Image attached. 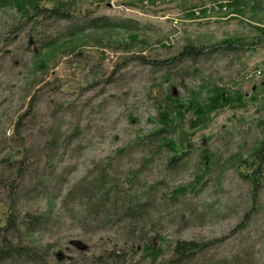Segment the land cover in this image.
<instances>
[{"label":"rangeland","instance_id":"rangeland-1","mask_svg":"<svg viewBox=\"0 0 264 264\" xmlns=\"http://www.w3.org/2000/svg\"><path fill=\"white\" fill-rule=\"evenodd\" d=\"M26 1L19 5L30 8ZM19 5L0 2V162L22 142L33 163L42 162L41 143L56 135L63 146L57 159L62 177L51 190L58 197L61 188L64 195L94 164L136 136L158 126L175 128L171 136L189 140L193 155L175 173H164L157 158L141 170L140 182L147 187L162 179L158 190L167 192V199L175 189L186 193L174 203L166 200L149 222L147 228L158 227L162 239L155 246L160 251L133 258L129 253L124 264H165L180 239L214 243L188 264H264V187L253 201L249 184L236 171L239 160L264 136V46L256 43L264 40V0H74L76 12L129 19L134 28L88 29L71 37L60 33L64 21L37 23L36 18L21 27L27 10ZM54 38L58 41L45 44ZM224 39L257 47L200 61L196 79L169 80L141 59L120 61L131 54L165 59L188 43ZM210 84L233 96L244 93L247 101L239 105L234 99L194 127L190 101L206 103ZM165 106L180 111L176 116L174 109L166 124L159 120ZM203 145L213 160L204 168L197 163ZM138 153L116 158L117 166L140 168ZM4 203L0 184V213ZM20 204L40 210L47 202L31 198ZM39 238L54 242L49 264H99L97 257L114 246L128 250L124 233L115 226L100 228L66 217L57 233Z\"/></svg>","mask_w":264,"mask_h":264},{"label":"trees","instance_id":"trees-1","mask_svg":"<svg viewBox=\"0 0 264 264\" xmlns=\"http://www.w3.org/2000/svg\"><path fill=\"white\" fill-rule=\"evenodd\" d=\"M49 1L51 5H41L39 0H27L30 5V8H27L24 3L19 5L20 0H13L27 10L26 18L20 26L23 27L36 18L41 19H37V23L64 21L67 25L60 30L63 37H71L88 29L134 28L129 19L114 20L107 16L93 15L88 11L76 12L73 7L74 0ZM37 39L43 41L46 38ZM57 41L58 38H54L45 44L50 46ZM254 43L237 42L233 39H224L209 45L188 43L178 53L165 59L148 60L142 54H131L125 55L120 61L124 63L128 59H141L154 70L164 71L169 80L173 76L182 80L196 79L200 73V68L196 65L200 61L218 54L253 51L257 47ZM256 43L258 46H264V40ZM207 86L206 103L201 104L196 98L190 101V109L196 117L194 127L204 125L212 112L232 103L234 99L239 105H244L247 101L244 93L236 92L233 96L230 90L216 84ZM167 100L171 102V98L167 97ZM174 109L177 116L180 113L177 106L162 108L159 120L166 124ZM20 125L21 121H18L16 131H19ZM171 129L158 126L136 136L126 145L116 149L111 156L94 164L64 195L61 188L58 197L52 194L51 189L55 184L57 186L62 177L57 161L59 151L63 147L59 137L53 134L41 143L42 162L33 163V155L24 142L16 151L9 152L0 162V168L4 165V170L0 169V184L5 193V203L1 204L3 209L0 213V264H49L47 258L54 242L44 243L39 237L57 233L64 227L65 217L79 222H96L100 228L106 225L115 226L118 231L124 233L123 245L128 244V250L124 246H114L115 248L97 257L99 264H124L129 253L133 258L139 253L152 256L156 250L160 251L155 246V242L162 239L158 234V227H154L155 224L151 229L147 228L149 222L152 216L166 205V200L174 203L186 192L175 189L171 191V198L167 199V192L158 190V186L163 183L162 179L143 187L140 176L141 170L157 158L162 159L164 173H175L187 161L189 154L193 155L191 142L175 140L171 135L176 129ZM65 137L71 140L68 135ZM65 142L68 143L67 139ZM135 149H138L137 153L140 152L138 154H142L140 168H124L120 163L117 166L116 158L136 153ZM128 150L132 152L127 153ZM197 157V163L202 168L213 162L212 153L204 145ZM236 171L239 178L249 184L254 201L264 187V136L246 157L239 160ZM31 198L45 200L47 204L40 210L22 208L21 200ZM180 217H184L183 214ZM149 229L152 232L148 231ZM213 245V241L176 240L170 248V255L165 264L191 263ZM52 254L62 255L60 252Z\"/></svg>","mask_w":264,"mask_h":264}]
</instances>
